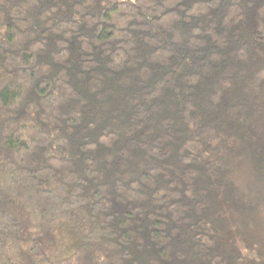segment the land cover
<instances>
[{
    "label": "trees",
    "instance_id": "1",
    "mask_svg": "<svg viewBox=\"0 0 264 264\" xmlns=\"http://www.w3.org/2000/svg\"><path fill=\"white\" fill-rule=\"evenodd\" d=\"M261 223L264 0H0V264H264Z\"/></svg>",
    "mask_w": 264,
    "mask_h": 264
},
{
    "label": "rangeland",
    "instance_id": "2",
    "mask_svg": "<svg viewBox=\"0 0 264 264\" xmlns=\"http://www.w3.org/2000/svg\"><path fill=\"white\" fill-rule=\"evenodd\" d=\"M246 236H249V234H247ZM246 242L248 246L258 247V249L260 250L264 248V223H261L258 232L253 233V236H250V238L246 240Z\"/></svg>",
    "mask_w": 264,
    "mask_h": 264
}]
</instances>
